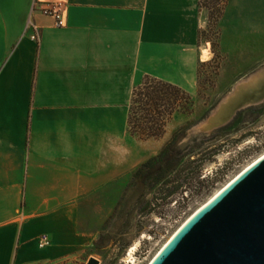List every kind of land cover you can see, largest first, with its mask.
<instances>
[{
  "label": "crops",
  "instance_id": "crops-1",
  "mask_svg": "<svg viewBox=\"0 0 264 264\" xmlns=\"http://www.w3.org/2000/svg\"><path fill=\"white\" fill-rule=\"evenodd\" d=\"M54 4L64 27L41 12ZM263 5L229 0L223 23L264 25ZM202 28L199 0H0V264H77L140 164L126 146L134 88L196 81Z\"/></svg>",
  "mask_w": 264,
  "mask_h": 264
},
{
  "label": "rangeland",
  "instance_id": "rangeland-1",
  "mask_svg": "<svg viewBox=\"0 0 264 264\" xmlns=\"http://www.w3.org/2000/svg\"><path fill=\"white\" fill-rule=\"evenodd\" d=\"M205 5L199 10V51L209 50L211 59L200 62L197 80L182 87L194 99L193 114L176 115L161 139L133 137L127 124V154L138 156L140 164L134 160L137 166L119 189L109 191L93 242L77 264L91 258L100 264H150L195 212L264 155V25L256 19L253 29L240 30L223 23L224 17L217 24ZM187 124L192 128L180 145L201 140L199 161L182 173L191 183L169 199L128 189L136 169Z\"/></svg>",
  "mask_w": 264,
  "mask_h": 264
},
{
  "label": "water",
  "instance_id": "water-1",
  "mask_svg": "<svg viewBox=\"0 0 264 264\" xmlns=\"http://www.w3.org/2000/svg\"><path fill=\"white\" fill-rule=\"evenodd\" d=\"M150 264H264V158L195 212Z\"/></svg>",
  "mask_w": 264,
  "mask_h": 264
},
{
  "label": "trees",
  "instance_id": "trees-1",
  "mask_svg": "<svg viewBox=\"0 0 264 264\" xmlns=\"http://www.w3.org/2000/svg\"><path fill=\"white\" fill-rule=\"evenodd\" d=\"M210 1L199 0V10L207 3L205 7L208 8L211 19L218 24L224 17L229 0ZM194 107V99L182 87L146 76L132 93L128 118L129 132L131 136L143 140L161 139L176 115L190 116ZM191 128L190 124L178 128L156 156L136 169L128 189L135 188L141 193L149 192L156 199L163 194H166L167 199L173 198L184 190L191 183V178L182 177L184 169L200 159L199 138L180 145Z\"/></svg>",
  "mask_w": 264,
  "mask_h": 264
},
{
  "label": "built area",
  "instance_id": "built-area-1",
  "mask_svg": "<svg viewBox=\"0 0 264 264\" xmlns=\"http://www.w3.org/2000/svg\"><path fill=\"white\" fill-rule=\"evenodd\" d=\"M34 11H36V7L35 9H33V13ZM41 12L46 16H51L55 18L58 27H64L66 25L62 4H54L47 7H43L41 8ZM31 29L33 30V34L31 38L33 39V41L40 43L41 41L40 29L32 20H30L27 25V30H31ZM50 245H51L50 236L47 234L42 235L39 239V246L42 249H44L49 247Z\"/></svg>",
  "mask_w": 264,
  "mask_h": 264
},
{
  "label": "bare ground",
  "instance_id": "bare-ground-1",
  "mask_svg": "<svg viewBox=\"0 0 264 264\" xmlns=\"http://www.w3.org/2000/svg\"><path fill=\"white\" fill-rule=\"evenodd\" d=\"M263 158H264V155H263L260 159H263ZM256 162H257V161H256ZM256 162H255V163H256ZM253 164H254V163H253ZM253 164H251L250 166H248L246 169H248L249 167H251ZM246 169H245V170H246ZM235 179H236V177H235L232 181H234ZM232 181H231L230 183H232ZM230 183H229V184H230ZM227 185H228V184H227ZM227 185H226V186H227ZM226 186H225V187H226ZM222 190H223V189H221L220 191H222ZM220 191H219L217 194H215V196L218 195V194L220 193ZM215 196H213V197L211 198V200H212ZM211 200H209V201H211ZM182 226H183V225H182ZM182 226H181V227H182ZM179 229H180V228H179ZM179 229H178V230H179ZM178 230H177V231H178ZM175 233H176V232H175ZM172 237H173V236H172ZM169 241H170V240H169ZM151 262H152V261H151Z\"/></svg>",
  "mask_w": 264,
  "mask_h": 264
}]
</instances>
